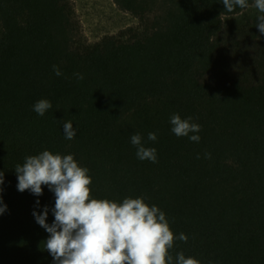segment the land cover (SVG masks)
<instances>
[{
  "label": "trees",
  "instance_id": "trees-1",
  "mask_svg": "<svg viewBox=\"0 0 264 264\" xmlns=\"http://www.w3.org/2000/svg\"><path fill=\"white\" fill-rule=\"evenodd\" d=\"M113 1L140 23L90 43L72 0H0V264H53L33 211L47 205L51 224L54 193L18 191L14 171L44 150L74 154L94 198L158 206L188 237L174 239L173 264L180 252L264 264V34L249 24L227 37L224 23L254 0L232 12L222 0ZM40 99L52 104L43 116ZM173 113L201 125L199 142L171 131ZM135 133L157 162L137 158Z\"/></svg>",
  "mask_w": 264,
  "mask_h": 264
},
{
  "label": "clouds",
  "instance_id": "clouds-1",
  "mask_svg": "<svg viewBox=\"0 0 264 264\" xmlns=\"http://www.w3.org/2000/svg\"><path fill=\"white\" fill-rule=\"evenodd\" d=\"M222 3L228 12L237 7H248V0H222ZM254 7L261 13L257 16L256 27L264 34V0H254ZM52 68L55 75L63 74L57 65ZM76 75L77 79L84 78L83 74ZM51 107L50 100L40 99L33 105V111L43 116ZM192 120L191 116L181 118L179 113H173L171 131L177 137L187 136L191 141L199 142L201 125ZM63 130L65 139L75 138L77 129L71 120L63 123ZM147 139L156 141V133L149 132ZM130 141L136 147L139 160L157 162L156 148L146 147L141 134H132ZM205 156L210 158L211 154ZM14 171L18 191L27 190L39 197L46 186L54 193L51 224L47 222V205L41 212L33 211L35 221L49 234L45 250L52 256L53 264H173L169 249L173 247L174 239L187 242L184 233L174 237L165 213L156 205L149 206L143 196L125 197L122 202L94 198L89 169L79 165L74 154L44 150L26 156L23 164H17ZM3 184L4 171L0 170V215L7 211ZM39 203L37 200L36 205ZM174 264H201V261L191 256L186 258L180 252Z\"/></svg>",
  "mask_w": 264,
  "mask_h": 264
},
{
  "label": "rangeland",
  "instance_id": "rangeland-1",
  "mask_svg": "<svg viewBox=\"0 0 264 264\" xmlns=\"http://www.w3.org/2000/svg\"><path fill=\"white\" fill-rule=\"evenodd\" d=\"M82 33L90 43H96L107 35L137 26L140 20L122 11L113 0H72ZM258 9L250 7L237 16L225 17V33L230 36L236 28L256 24ZM2 30L0 24V31Z\"/></svg>",
  "mask_w": 264,
  "mask_h": 264
}]
</instances>
